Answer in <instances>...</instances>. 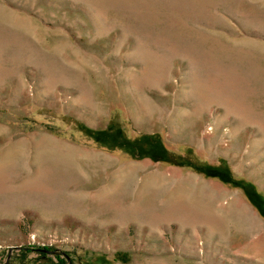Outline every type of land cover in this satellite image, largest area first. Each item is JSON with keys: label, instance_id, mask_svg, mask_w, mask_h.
Returning a JSON list of instances; mask_svg holds the SVG:
<instances>
[{"label": "rangeland", "instance_id": "1", "mask_svg": "<svg viewBox=\"0 0 264 264\" xmlns=\"http://www.w3.org/2000/svg\"><path fill=\"white\" fill-rule=\"evenodd\" d=\"M0 264H264V0H0Z\"/></svg>", "mask_w": 264, "mask_h": 264}, {"label": "trees", "instance_id": "2", "mask_svg": "<svg viewBox=\"0 0 264 264\" xmlns=\"http://www.w3.org/2000/svg\"><path fill=\"white\" fill-rule=\"evenodd\" d=\"M27 249L32 250V251L35 250L34 247L24 248V250H27ZM36 250H37V249H36Z\"/></svg>", "mask_w": 264, "mask_h": 264}]
</instances>
